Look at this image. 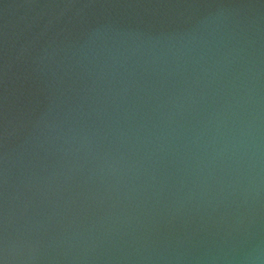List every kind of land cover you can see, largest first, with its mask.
Wrapping results in <instances>:
<instances>
[{
    "label": "water",
    "instance_id": "95a60500",
    "mask_svg": "<svg viewBox=\"0 0 264 264\" xmlns=\"http://www.w3.org/2000/svg\"><path fill=\"white\" fill-rule=\"evenodd\" d=\"M4 264H264V0H0Z\"/></svg>",
    "mask_w": 264,
    "mask_h": 264
},
{
    "label": "snow or ice",
    "instance_id": "6c2138e0",
    "mask_svg": "<svg viewBox=\"0 0 264 264\" xmlns=\"http://www.w3.org/2000/svg\"><path fill=\"white\" fill-rule=\"evenodd\" d=\"M0 264H4V261L2 259H0Z\"/></svg>",
    "mask_w": 264,
    "mask_h": 264
}]
</instances>
